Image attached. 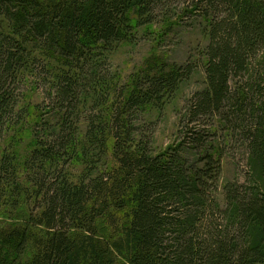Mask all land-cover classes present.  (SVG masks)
Returning <instances> with one entry per match:
<instances>
[{"label":"trees","instance_id":"16d2710c","mask_svg":"<svg viewBox=\"0 0 264 264\" xmlns=\"http://www.w3.org/2000/svg\"><path fill=\"white\" fill-rule=\"evenodd\" d=\"M181 4L175 22H203L206 88L184 102L181 141L157 152L138 121L196 66L120 89L110 55ZM215 118L246 152L223 204ZM0 215L20 220L0 264H264V0H0Z\"/></svg>","mask_w":264,"mask_h":264},{"label":"rangeland","instance_id":"374dc122","mask_svg":"<svg viewBox=\"0 0 264 264\" xmlns=\"http://www.w3.org/2000/svg\"><path fill=\"white\" fill-rule=\"evenodd\" d=\"M184 5H180L170 23H164L159 16L154 24L142 27L131 43L119 45L110 55L111 73L116 77V84L120 89L127 86L133 76L141 75L152 68H171L175 65L183 66L193 64L196 66L191 78L182 86L181 91L175 96L173 102L159 111L151 108L144 112L138 121V126L148 129L149 136L153 138V148L164 151L170 146L177 145L180 139L179 117L185 100L192 97L195 92L206 88V78L201 70V63L205 61L204 50L208 44L206 33L200 18L185 15L182 20L175 22L176 16L183 14ZM169 24V25H168ZM233 85V84H232ZM34 104H43L44 96L40 90L32 93ZM80 124V130L86 132V120ZM207 133H216L210 139L223 150L221 160L222 172L219 183L218 198L223 204V189L227 182L243 183L245 181L244 168L246 165V152L240 145L227 142L228 137L222 131L218 120L204 123ZM210 142V141H209ZM213 142V143H214ZM28 140L20 147L21 154L25 153ZM217 145V146H218ZM24 151V152H23ZM82 168L73 169L75 175L81 174ZM9 225H20V220L13 216L0 215V259L7 255L13 256L16 251L6 249V236L2 235ZM4 230V231H3Z\"/></svg>","mask_w":264,"mask_h":264}]
</instances>
